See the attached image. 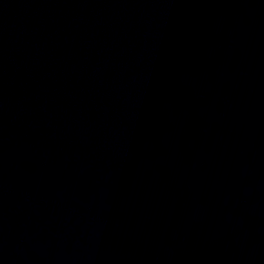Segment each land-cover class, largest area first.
<instances>
[{"label":"water","instance_id":"water-1","mask_svg":"<svg viewBox=\"0 0 264 264\" xmlns=\"http://www.w3.org/2000/svg\"><path fill=\"white\" fill-rule=\"evenodd\" d=\"M0 264H264V0H0Z\"/></svg>","mask_w":264,"mask_h":264}]
</instances>
